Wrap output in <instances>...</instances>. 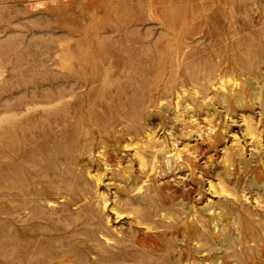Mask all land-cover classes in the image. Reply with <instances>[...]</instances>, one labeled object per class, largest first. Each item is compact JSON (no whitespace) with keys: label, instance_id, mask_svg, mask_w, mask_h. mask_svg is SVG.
<instances>
[{"label":"rangeland","instance_id":"374dc122","mask_svg":"<svg viewBox=\"0 0 264 264\" xmlns=\"http://www.w3.org/2000/svg\"><path fill=\"white\" fill-rule=\"evenodd\" d=\"M0 264H264V0H0Z\"/></svg>","mask_w":264,"mask_h":264},{"label":"bare ground","instance_id":"6f19581e","mask_svg":"<svg viewBox=\"0 0 264 264\" xmlns=\"http://www.w3.org/2000/svg\"><path fill=\"white\" fill-rule=\"evenodd\" d=\"M63 131H65V130H63ZM62 137L69 138V137H70V133L67 132V131H65V132H64V135H62Z\"/></svg>","mask_w":264,"mask_h":264}]
</instances>
